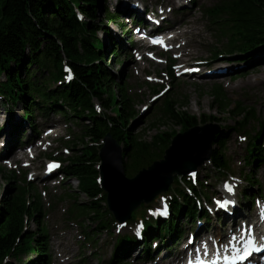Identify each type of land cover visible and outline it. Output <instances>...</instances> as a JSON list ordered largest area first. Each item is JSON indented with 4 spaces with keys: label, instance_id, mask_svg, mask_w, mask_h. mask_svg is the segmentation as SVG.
<instances>
[{
    "label": "trees",
    "instance_id": "1",
    "mask_svg": "<svg viewBox=\"0 0 264 264\" xmlns=\"http://www.w3.org/2000/svg\"><path fill=\"white\" fill-rule=\"evenodd\" d=\"M102 1L0 0V74L5 76L1 85L12 100H19L23 104L27 119L33 117L31 88L36 84L35 77L47 75L48 80L61 78L62 57L65 55L72 60L75 80L67 86L62 84L55 92H44V95L47 98L57 96L69 102L74 111L83 116L89 113L91 123L86 125L85 134L80 140L82 145L71 158L67 171L79 180L81 191L90 197L98 192V186L95 183L96 170L91 162L95 159L96 149L88 145L89 141L98 140L108 131H114L115 138L124 141L127 166L134 172L158 157L156 148L165 147L174 133L171 129L158 130L147 141L132 132L129 121L135 116V110L131 107V98L125 94L124 83L105 63L107 51L111 52L114 60L119 61L117 52L120 47L111 42L104 51V42L98 36L99 31H106L104 17L98 16L99 9L103 8ZM75 7L84 14V21L77 19ZM222 11L226 13V18L221 19L219 27L223 36L228 38L231 54L237 53L242 57L255 51L264 53V0H228ZM108 17L114 22L119 19L111 13ZM210 95V107L219 115L235 119L242 127L256 119V113L240 102L236 111L231 110L230 101L221 89L214 87ZM93 98L100 100L105 107L118 109V119H112L114 127H109L103 119L94 116ZM187 103L188 100L171 98L164 106V117L158 121L164 125L171 122L181 129L196 124V115L187 114ZM78 117L81 119L80 115ZM210 119L221 121L215 114ZM228 137L224 128L215 139L212 164L218 172L227 166L222 149ZM3 173L0 167V175ZM4 179L7 188L0 199V264L7 253L19 259L21 253L29 251H34L35 255L20 264H47V234L39 225L41 209L38 197L30 203L31 207L26 206L25 190L15 183L13 175L4 174ZM80 205L85 213L100 209L98 202ZM187 214H190L189 210ZM25 216L36 222V230L24 229ZM126 252L128 249L121 254ZM112 264L133 263L117 258Z\"/></svg>",
    "mask_w": 264,
    "mask_h": 264
},
{
    "label": "rangeland",
    "instance_id": "2",
    "mask_svg": "<svg viewBox=\"0 0 264 264\" xmlns=\"http://www.w3.org/2000/svg\"><path fill=\"white\" fill-rule=\"evenodd\" d=\"M113 1L114 0H107V5L109 8H111ZM195 2L196 3L200 2L202 6H207V5H211L214 2H216V0H196ZM99 14L100 16L103 15L102 12L100 11L98 13V16ZM182 17H185V15H182ZM182 17L178 15L177 20H179ZM191 17H192L191 19L192 22H199V27L195 29V33L199 34V36L202 38L203 41H205L208 44H213L214 46L216 40H214V37L206 31L207 23L205 21L204 16L200 13V11L199 12L197 11L194 14L191 13ZM106 27L110 31L109 33L111 34V37L114 40H118L120 37L118 36L119 30L117 29L115 24L108 23ZM98 34H99V37L104 38V34L101 31ZM199 49L200 51H202L203 55L208 54L206 52V49L201 44L199 45ZM260 55H263V54H260ZM260 55L255 54L254 57L252 56L250 58L251 60L259 59L255 63H257L258 61H259L258 63H262V60H260V58L262 59L263 57H261ZM120 58L123 59L124 55H120ZM106 60H107L106 63L108 67L113 72L120 74L121 66H119V64L115 63L114 61L110 62L109 58H107ZM128 60L131 61V58ZM157 68L161 69V66H158ZM124 73H130L128 66L126 67L123 74ZM131 74L132 75H130V78L127 79L129 83L128 85L129 92L133 96L134 108L137 110L138 113H140L141 106L143 104L148 103L150 92H149V88L146 87L141 81L142 77L141 78L135 77L134 73H131ZM238 75H241V76L238 77ZM231 78L233 79V81L230 80L231 86L229 85L226 89L228 94L232 95L233 88L237 92L251 93L249 95H242L241 97H251L253 99V103L255 104L256 108L258 109V111L260 112L264 120V109L260 110L258 108L259 98L264 99V63L259 64V65H254L252 68H250L249 65L245 66L241 70H238V72L235 71V74H233ZM256 78H258V80H255ZM4 79H5V76L1 75L0 81ZM248 80H249V83H246L248 82ZM212 83L213 81L212 82L201 81V83H195L192 81H187L185 79L181 80L180 85L178 87L180 88L179 92L183 98L188 97L187 99L190 101L188 110L191 115L193 114L200 115L201 113H204L206 115L215 114V111H212L210 107V103H211L210 92H211ZM140 90L141 92L139 93L138 91ZM230 90H232V93ZM231 97L235 98L233 96ZM1 111H2V107H0V124H3L6 119V115L4 113H1ZM14 111L17 114L21 113L20 107H16ZM59 116L60 115L58 114L57 115L51 114L49 118L43 120L44 123H42V125L45 126V123L47 122L62 120L61 116L60 117ZM138 116H141L142 118V117H145V114H139ZM14 119L18 120V117ZM229 121L231 122V119ZM150 122L148 123L137 122L135 124L133 122L132 132L139 135L142 139L150 140V137L153 136L158 130L167 131L170 128L178 129V127H174L173 124L171 126L166 123L165 125H163L162 123H159L158 128H154L152 125H149ZM68 126L70 127V129H68L67 134L70 133L71 129L79 130L78 127H75L71 124H68ZM160 126L162 127L160 128ZM25 130L27 129L25 128ZM262 141L264 142V136L262 138ZM226 149H227L228 157L232 164V168L238 169V165H239L238 162L242 159V156L245 152V144L243 142L241 143L238 142L236 138V134H233L232 131L230 132V137L228 139ZM208 172H209L208 169H203L201 174L202 175L209 174V176H213L214 172H210V173ZM0 187L2 190L6 187L3 180L0 182ZM73 187L75 188L76 186L74 185ZM66 189H69L67 184L64 185L63 188H61V190L59 191V195L63 193ZM57 196H58L57 194H54L53 196H51V199H55L53 203L54 206L53 208L48 210V213L50 214H48L47 217H45V219H47L45 223L47 224L50 232L53 233L57 237V239L55 240V237L52 236V243H51L52 251L53 253H57L61 255L62 257H65V258L67 257V261H69L70 264H75L76 262H78V260L83 255L86 256L88 252L92 251V247L88 246L87 244H84V241L82 238L79 239L80 230H77L74 226H71L69 225V223H67V221L65 220V209L68 204V200L67 201L65 200L66 197H61V198H58L57 200ZM30 227L32 229L36 228L33 222H31ZM91 227H94V225H92ZM104 234L105 233L98 235L97 236L98 241L96 242V244L100 246L101 258L102 256L108 257V255H110V251L112 248V244L110 245L111 239L110 240L106 239V236ZM58 248H59V252L57 251ZM26 258L27 256L23 257L22 260ZM54 258L56 259L55 255H54ZM88 261H89V264H95L97 261V257L93 256L92 258H89Z\"/></svg>",
    "mask_w": 264,
    "mask_h": 264
},
{
    "label": "water",
    "instance_id": "3",
    "mask_svg": "<svg viewBox=\"0 0 264 264\" xmlns=\"http://www.w3.org/2000/svg\"><path fill=\"white\" fill-rule=\"evenodd\" d=\"M175 138L161 164H155L148 171L140 172L133 179L124 177L120 164L113 166L110 161L106 160L107 167L104 169L105 186L108 188L110 195L113 194L115 189L112 199L114 206L111 209L114 212L117 210L119 216L126 217L130 210L138 205L143 198L153 195L160 190V187L166 186L173 179L174 174L183 172L185 175L190 170L196 169L195 166L198 161L191 157V151H189V142L192 137L184 133ZM174 141H176V145ZM208 150V147L202 148L204 155L201 159L208 157V153H206ZM108 202L110 203V201Z\"/></svg>",
    "mask_w": 264,
    "mask_h": 264
},
{
    "label": "bare ground",
    "instance_id": "4",
    "mask_svg": "<svg viewBox=\"0 0 264 264\" xmlns=\"http://www.w3.org/2000/svg\"><path fill=\"white\" fill-rule=\"evenodd\" d=\"M130 1V0H129ZM128 0H122V3L124 4V5H128V2H129ZM196 1V0H195ZM158 2H160V1H158ZM198 4L199 3H196L195 2V5L193 6V7H191V10H193V9H195L197 6H198ZM183 20H181L180 22H182ZM226 63H229V61H226ZM238 70L239 69H236V72H238ZM255 80H257V78L255 79ZM246 83H249V80H248V82H246ZM190 103V102H189ZM189 103H187V107H186V111H187V114L188 113H190L189 112V110H188V107H189ZM260 103L264 106V99H261L260 100ZM25 109V108H24ZM33 111V110H32ZM31 111V112H32ZM19 116V115H18ZM95 116V115H94ZM145 120V119H144ZM168 125H171L172 126V124L173 123H171V122H168L167 123ZM174 127H178V126H174ZM169 129V128H168ZM171 130H173V132H175V131H177L178 129H175V128H170ZM34 130H36L35 132V134L34 135H36V136H42V134H43V132H41V130H38L36 127L34 128ZM26 132V131H25ZM213 138H214V147L216 146L215 145V139H216V135L215 134H213ZM33 140V138H30V137H27L26 138V141H27V143L29 144L31 141ZM223 151L225 150V151H227V149L226 148H223L222 149ZM214 155L215 154H213V153H211L209 156H208V159H210L211 157H214ZM219 168H221V167H219ZM250 170H252V171H254V169H250ZM69 177H67L68 179H70L71 177H73V174H70V173H68L67 174ZM203 203H205V208H204V206H203V208L204 209H201V208H199L198 207V209L197 210H199L202 214H212V209H213V207L216 205V203L212 200V199H208L207 198V200H206V202H203ZM99 204V203H98ZM233 206H235V204H233ZM221 208H223L224 209V207L223 206H221ZM190 211H192V212H195L196 211V208H190L189 209ZM249 210H251V214L253 215V213H255V211L252 209V207H250V206H248L247 208H246V211H247V213H248V211ZM207 212V213H206ZM238 209H237V211L235 212V213H233V218H235L234 220H235V222H237L238 224H242L244 221L241 219V218H238ZM207 214V216H204V217H202L201 218V220H203V221H206V220H208V218L207 217H210V215H208ZM216 217L218 218V215H216ZM233 218H230L231 219V221L233 220ZM210 220H208L207 221V225H209V223H211L210 221H211V218H209ZM196 220H199V218L197 217V218H195V221ZM229 221H227L226 223H228ZM198 223H200V221H198V222H195V224L196 225H194L193 226V229L194 228H196L197 227V224ZM233 224H235V223H231V225L233 226ZM226 228H228V227H223V228H220L219 230H218V226H214V228H213V230L216 232V234L214 233V234H212V236L215 238V239H217V235L218 234H220V233H222L223 231H224V229H226ZM105 231H107V230H105ZM185 235H187V237L188 238H190L189 237V235H190V232L188 231V230H184V232H183ZM222 235H225V234H222ZM216 242H218V241H216ZM151 245H154L155 244V242L153 241V242H151L150 243ZM199 244L197 243V246H198ZM184 246V245H183ZM144 247H146V248H148L147 247V244H146V242H144ZM185 247V246H184ZM190 247V244H187V248H189ZM220 250H222V247L221 246H219L218 247ZM153 250H157L158 251V247H157V244H155L154 245V247H153ZM195 251H199V252H201L202 250L200 249V248H195L194 249ZM89 255H91L92 257L93 256H95V254H92V253H88ZM232 254L235 256V257H237V256H239V254L238 253H236L235 251H233L232 252ZM22 257H26V256H22ZM178 258H179V256H178ZM140 263H144V260L142 259V258H140L139 260H138ZM196 260H194V261H192V262H195ZM252 261H255V259H252V260H249L248 262H252ZM165 264V263H164Z\"/></svg>",
    "mask_w": 264,
    "mask_h": 264
},
{
    "label": "snow or ice",
    "instance_id": "5",
    "mask_svg": "<svg viewBox=\"0 0 264 264\" xmlns=\"http://www.w3.org/2000/svg\"><path fill=\"white\" fill-rule=\"evenodd\" d=\"M71 77L69 76V79H70ZM229 190H231V188H229ZM225 205L228 203V201H225V202H223Z\"/></svg>",
    "mask_w": 264,
    "mask_h": 264
}]
</instances>
